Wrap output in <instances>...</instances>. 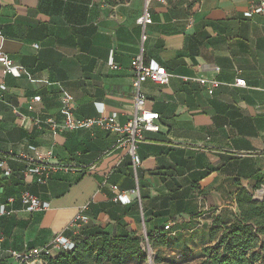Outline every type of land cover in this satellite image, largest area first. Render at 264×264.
<instances>
[{
    "label": "crops",
    "instance_id": "crops-1",
    "mask_svg": "<svg viewBox=\"0 0 264 264\" xmlns=\"http://www.w3.org/2000/svg\"><path fill=\"white\" fill-rule=\"evenodd\" d=\"M251 1L152 3L151 24L141 25L144 0H0V52L21 68L14 77L0 65L7 88L0 91V159L11 170L5 176L0 169L7 209L0 216V264H16L12 252L47 246L77 215L88 218L78 229L111 231L119 223L143 237H207L213 218L236 215L237 185L264 191V18L244 16ZM139 54L173 76L166 85L141 84L160 128L137 139L135 166L122 146L125 134L55 125L64 119L66 92L73 118L116 114L124 126L135 111L131 61ZM210 78L221 82L211 96L197 81ZM237 79L245 86L234 85ZM30 147L52 168L42 183L26 172L37 163ZM23 192L49 209L28 212L19 201ZM122 193L129 203L115 201Z\"/></svg>",
    "mask_w": 264,
    "mask_h": 264
},
{
    "label": "trees",
    "instance_id": "trees-1",
    "mask_svg": "<svg viewBox=\"0 0 264 264\" xmlns=\"http://www.w3.org/2000/svg\"><path fill=\"white\" fill-rule=\"evenodd\" d=\"M103 1L106 5L116 6L129 0ZM166 3L181 6L185 0H166ZM256 180L260 185L261 179L256 177ZM258 188L249 192L237 185L234 194L236 215L228 221L213 218L207 230L208 241L200 249L197 264H264V194L260 200L253 197ZM170 230L163 228L164 232ZM64 235L73 241L72 250L43 256L41 264H129L131 259L139 262L140 257L147 255L145 246L151 248V244L157 250L153 260L155 264H189L187 248L177 254L178 259L162 253L175 239L166 234L156 236L149 232L146 237L140 238L119 223L111 231L84 226L76 232L66 231ZM142 242L146 245L142 246Z\"/></svg>",
    "mask_w": 264,
    "mask_h": 264
},
{
    "label": "built area",
    "instance_id": "built-area-1",
    "mask_svg": "<svg viewBox=\"0 0 264 264\" xmlns=\"http://www.w3.org/2000/svg\"><path fill=\"white\" fill-rule=\"evenodd\" d=\"M144 9L143 15L137 20L138 24L146 25L151 24V18L149 16L150 5L152 3L166 4V0H144ZM253 15H260L264 18V0H252L244 13L245 17H252ZM142 39H145V35L142 36ZM35 47H37L35 45ZM0 65L3 67V74H10L14 77H19L21 75V68L14 65L13 61L4 53L0 52ZM110 67L117 69L112 61L109 63ZM131 67L133 71V80H132V90L134 95V106L135 111L131 118L124 126H119L117 124V115L112 114L108 117H96L88 119H75L73 118L74 110V99L73 97L66 93L62 92L60 96L61 101V111L64 115L63 121L55 125V127L60 130H77L84 129L88 130L93 126L99 127L108 132H117L123 133L126 135L125 140L123 141L122 146L128 148L129 154L132 156L133 164L136 166L139 163V159L135 155L137 148V139L141 136L143 132L157 133L159 131L160 125V115L152 110L146 108V98L141 92V84L145 81H151L152 83L162 86L166 85L169 82V79L173 76L170 74L164 66L158 64L155 61H149L148 63L143 60L142 54H139L134 57L131 61ZM182 80L186 81L189 78L181 77ZM198 83L203 86L208 95H213L214 91L221 85L216 79H197ZM236 86H245V81L243 79H237L234 83ZM7 88L4 84L0 83V91H6ZM40 97H35L34 101H39ZM101 112V111H100ZM35 154L34 162L29 165L26 169V172L30 175L36 177L38 183H42L49 175L52 168H50L46 162L43 155L35 148L30 147ZM0 169L3 171V175L9 176L11 174L10 168L7 167L5 162L0 159ZM113 190H117L116 186L112 187ZM262 190H257L255 195L258 198V193ZM14 197H9L7 199L8 204H13L15 202ZM19 201L22 206L28 212H39L49 209L48 203L41 202L36 196L30 194L29 192H23ZM115 201H119L122 204L129 203V199L126 195L117 194L115 196ZM7 209L5 204H0V216L6 215ZM88 218L83 215H77L73 220L72 224L68 226L65 231L76 232L80 224L87 223ZM77 226V227H75ZM172 224L164 226V230H170ZM146 237V236H145ZM2 244V238L0 237V247ZM74 243L71 238L66 237L63 233L57 234L54 236L52 241L43 248L32 249L28 254L21 255L16 252H12V256L16 259V264H41V257L43 256H52L63 251L72 250Z\"/></svg>",
    "mask_w": 264,
    "mask_h": 264
},
{
    "label": "rangeland",
    "instance_id": "rangeland-1",
    "mask_svg": "<svg viewBox=\"0 0 264 264\" xmlns=\"http://www.w3.org/2000/svg\"><path fill=\"white\" fill-rule=\"evenodd\" d=\"M185 2L195 4L197 1L196 0H185ZM263 194H264V191H263ZM253 197L256 199L258 198L255 195V191L253 192ZM191 235H192V238H189L190 240H188V242H185V240H183L181 238L176 239L173 242L171 241L169 243V245L167 246V249L162 250V253H164L166 255L176 256V258L178 259L179 256H177V254L180 253L182 250L187 248L188 253H187L186 259L189 261V264H197L200 260V255H199L200 249H201L203 244L207 243L208 240H207L205 232H199V233L194 232L193 234L191 233ZM136 236H139L140 238L143 237L141 232H138L136 234ZM188 244H190V245H188ZM145 245H146V242L145 243L142 242V246H145ZM150 247H151L150 251L147 250V253H146L147 255H145L144 257H140L139 262L136 259H131L129 264H149L151 260L154 263L153 260L155 258L157 250L154 248V246L152 244ZM148 252L151 253V256L149 255ZM149 256H150V259H148Z\"/></svg>",
    "mask_w": 264,
    "mask_h": 264
},
{
    "label": "water",
    "instance_id": "water-1",
    "mask_svg": "<svg viewBox=\"0 0 264 264\" xmlns=\"http://www.w3.org/2000/svg\"><path fill=\"white\" fill-rule=\"evenodd\" d=\"M255 200H260V199H262V197L261 198H254ZM145 249H146V251L147 250H149L150 251V248L148 247V246H145ZM149 253V255L151 256V254H150V252H148ZM150 256H149V258L148 259H150Z\"/></svg>",
    "mask_w": 264,
    "mask_h": 264
},
{
    "label": "bare ground",
    "instance_id": "bare-ground-1",
    "mask_svg": "<svg viewBox=\"0 0 264 264\" xmlns=\"http://www.w3.org/2000/svg\"><path fill=\"white\" fill-rule=\"evenodd\" d=\"M262 195V191H260L259 193H258V196L260 197ZM151 254V253H150ZM149 264H154L153 262H152V260L150 261V263Z\"/></svg>",
    "mask_w": 264,
    "mask_h": 264
}]
</instances>
